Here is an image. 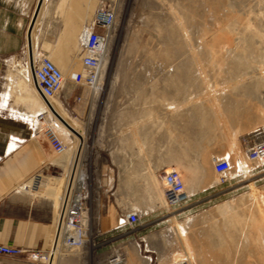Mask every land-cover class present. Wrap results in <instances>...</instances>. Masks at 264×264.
Returning <instances> with one entry per match:
<instances>
[{
    "label": "rangeland",
    "instance_id": "1",
    "mask_svg": "<svg viewBox=\"0 0 264 264\" xmlns=\"http://www.w3.org/2000/svg\"><path fill=\"white\" fill-rule=\"evenodd\" d=\"M114 24L102 77L103 82L123 83L112 87L110 96L142 95L141 91L154 85L151 90L159 96L156 110L169 112L174 118L175 129L169 141L176 150V161L169 169L181 175L189 193L195 190L197 179L219 181L213 171L214 160L224 159L229 163L226 175L235 177L238 185L223 200L226 203L214 211L210 209L204 217L209 227L205 233L209 238L204 240L221 241L223 234H234L236 229L241 237L255 236V264H264V168L249 163L245 156L247 143L252 140L250 133L264 125V102L260 98L264 89V0H118ZM76 51L75 41H59L48 48V54L43 53L64 77L61 92L56 100L48 102L47 109L68 134L73 129L72 107L64 109L60 101L65 89H78L69 80L72 73L80 71L78 56L70 54ZM36 57L24 56L22 63L15 60L7 64L3 106L11 110L24 108V115L20 116L24 121L27 117L26 122L37 128V134L44 139L36 116L46 112V108L32 93V65L28 67L29 61ZM228 61L231 64L227 65ZM138 81L151 84L140 85ZM9 98L11 101L7 102ZM63 128L56 127L66 147L63 155H71V136ZM76 129L82 130V125L76 123ZM182 160L185 162L180 166ZM160 179L159 173L146 177L144 199L90 200L89 229L97 253L103 244L110 246L112 253L119 244L115 233L102 236L95 231L97 227L116 223L122 214L131 212L127 206L132 204L144 212L160 209L162 215L157 218L165 219L156 228L162 239L161 251L171 247L162 236H167L172 227L181 230L176 229L175 250L162 264L179 259L196 264L189 234L185 236L183 227L173 219L166 220L174 209L165 203ZM114 188L115 185L111 187ZM61 191L56 192L61 194ZM101 207L109 208L110 213L104 209L102 213ZM144 218L141 216V222ZM224 227L228 232L223 233ZM136 230L129 227L126 230L127 255L121 264H142V259L137 262L136 258ZM73 251L62 253L54 261ZM96 264L104 263L97 259Z\"/></svg>",
    "mask_w": 264,
    "mask_h": 264
},
{
    "label": "crops",
    "instance_id": "2",
    "mask_svg": "<svg viewBox=\"0 0 264 264\" xmlns=\"http://www.w3.org/2000/svg\"><path fill=\"white\" fill-rule=\"evenodd\" d=\"M96 8V0H0V244L23 251L14 256L0 255V264H96L97 259L107 264L113 254L124 260L128 227L119 220L114 224H101L95 230L102 236L115 233L119 244L113 253L111 247L104 244L97 248V253L90 229V240L83 248L54 261L56 255L52 263L33 259V254L44 255L51 247L60 195L54 190L62 177L64 184L69 169L77 161L87 169L89 203L91 199L106 197L139 200L146 197L147 176L161 175L175 166L176 150L169 141L175 129L174 118L169 112L156 110L159 96L151 90L154 85L150 90L141 91L142 95L126 93L112 97L110 89L121 86L122 81H104L95 93L86 88L65 89L60 103L64 109L72 107L71 155H56L47 142L33 132L37 128L26 122L27 117L24 121L20 116L24 115V108L11 110L3 106L7 64L15 60L22 63L24 56L36 55V59L29 61V67L59 41H75L77 47L78 34L94 16ZM33 19L28 49L27 38ZM70 54L78 56L77 51ZM138 84L151 83L138 81ZM32 93L39 97L34 82ZM167 96L168 102L170 93ZM43 103L47 108V103ZM76 123L82 125V130L76 129ZM11 145H14L12 150ZM182 161L180 166L184 165L185 160ZM34 178L36 182L29 188ZM225 179L223 184L197 179L195 190L192 193L186 190L188 207L181 215L174 214L166 220L173 219L183 227L185 236L189 234L196 264H255V236L241 237L236 234L237 229L229 234L224 227L223 233H228L221 236V241L204 240L209 238L205 235L209 227L204 217L209 215L210 209L214 211L226 203L223 200L238 185L235 177L225 175ZM217 202L221 203L210 208ZM103 209L101 207L102 213ZM127 209L140 218L135 234L137 262L141 258L142 264H162L174 252V235L181 230L172 227L174 234L168 230L167 236H162L167 238L168 247H172L163 252L162 239L156 231L165 221L157 218L160 209L144 212L132 204ZM104 210L110 213L109 208ZM141 216L145 217L142 222Z\"/></svg>",
    "mask_w": 264,
    "mask_h": 264
},
{
    "label": "built area",
    "instance_id": "3",
    "mask_svg": "<svg viewBox=\"0 0 264 264\" xmlns=\"http://www.w3.org/2000/svg\"><path fill=\"white\" fill-rule=\"evenodd\" d=\"M97 8L91 20L81 29L77 37V54L80 71L72 73L70 81L77 88H86L92 92L102 87V61L109 39L114 31V23L118 12V0H96ZM32 80L39 97L48 102L58 96L62 89L64 77L61 71L44 55L32 64ZM264 102V89L261 91ZM77 101L80 97L76 98ZM54 116L39 113L36 120L40 124L41 133L51 150L56 155H63L66 147L56 131ZM37 133V129H33ZM251 142L247 143L246 159L257 168H264V125L250 133ZM230 165L224 159L214 160L213 171L221 184L226 182L225 175ZM85 165L76 161L69 169L59 195L58 209L53 220V235L51 247L44 255L37 253L33 259H43L45 262L62 253L83 248L90 240L89 229V191ZM161 186L165 203L174 209L173 215H181L188 207L189 195L181 175L174 169L164 170L161 174ZM36 182L34 178L29 186ZM120 223L133 229L140 223L138 214L134 211L122 214ZM23 251L15 247L0 244V255L14 256ZM123 259L114 254L107 264H121ZM170 264H188L186 260H174Z\"/></svg>",
    "mask_w": 264,
    "mask_h": 264
},
{
    "label": "bare ground",
    "instance_id": "4",
    "mask_svg": "<svg viewBox=\"0 0 264 264\" xmlns=\"http://www.w3.org/2000/svg\"><path fill=\"white\" fill-rule=\"evenodd\" d=\"M65 37V36H64ZM76 44V43H75ZM105 56H106V50H105V54H104V57H103V61H104V58H105ZM223 59H226L225 57L223 58ZM103 61H102V67H103ZM55 64V63H54ZM229 64H231V62L229 63V61H228V63H227V65H229ZM102 71H103V68H102ZM103 73V72H102ZM96 92V91H95ZM94 92V93H95ZM93 93V94H94ZM94 98V97H93ZM92 98V99H93ZM54 100H56V99H51V100H49L48 102H52V101H54ZM94 100H95V98H94ZM31 107V106H30ZM43 113H47L49 116L51 115L50 114V112L48 111V109L46 108V112H43ZM52 116V115H51ZM53 121H54V123H55V126L57 127V129H61V125H60V123L56 120V118L54 117L53 118ZM38 122V121H37ZM69 131V135L71 136L72 134H71V131L70 130H68ZM62 141V140H61ZM14 148V145H11L10 146V150H12ZM63 181H64V178L62 177V179H61V181L58 183V185H57V188H56V191H59V190H61L62 188H63ZM59 193V192H58ZM53 259H54V257L53 258H51L50 260H49V263H52L53 262Z\"/></svg>",
    "mask_w": 264,
    "mask_h": 264
},
{
    "label": "water",
    "instance_id": "5",
    "mask_svg": "<svg viewBox=\"0 0 264 264\" xmlns=\"http://www.w3.org/2000/svg\"><path fill=\"white\" fill-rule=\"evenodd\" d=\"M40 5H41V3H39V5L37 6V9H36V15H37V13H38V11H39V9H40ZM33 24H34V19H33V21H32V23H31V25H30V28H29V35H28V38H27V47H28V49L30 48V32H31V29H32V27H33ZM31 75H32V72H31ZM47 103V105H49V103L48 102H46ZM66 127H68V126H66ZM70 129V128H69Z\"/></svg>",
    "mask_w": 264,
    "mask_h": 264
}]
</instances>
